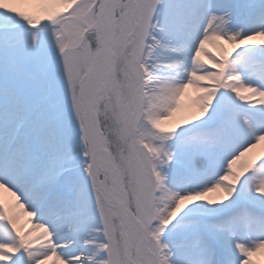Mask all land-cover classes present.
I'll return each mask as SVG.
<instances>
[{
    "label": "snow or ice",
    "instance_id": "6c2138e0",
    "mask_svg": "<svg viewBox=\"0 0 264 264\" xmlns=\"http://www.w3.org/2000/svg\"><path fill=\"white\" fill-rule=\"evenodd\" d=\"M262 146L264 0H0V264H264Z\"/></svg>",
    "mask_w": 264,
    "mask_h": 264
},
{
    "label": "bare ground",
    "instance_id": "6f19581e",
    "mask_svg": "<svg viewBox=\"0 0 264 264\" xmlns=\"http://www.w3.org/2000/svg\"><path fill=\"white\" fill-rule=\"evenodd\" d=\"M188 102H189V101H188V99L186 98V103H188ZM256 151H257V152L264 151V146H262L261 149H257Z\"/></svg>",
    "mask_w": 264,
    "mask_h": 264
}]
</instances>
